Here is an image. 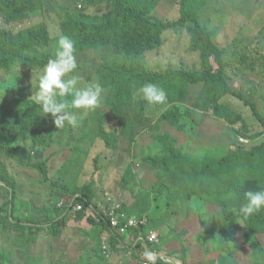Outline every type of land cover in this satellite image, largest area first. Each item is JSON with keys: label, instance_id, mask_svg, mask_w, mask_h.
<instances>
[{"label": "rangeland", "instance_id": "obj_1", "mask_svg": "<svg viewBox=\"0 0 264 264\" xmlns=\"http://www.w3.org/2000/svg\"><path fill=\"white\" fill-rule=\"evenodd\" d=\"M147 9L151 22L176 23L183 15L190 21L161 33L157 49L134 47L132 30L122 31L116 45L105 40L92 48L89 37L76 42L77 31L64 25L71 17L107 19V2L28 0L13 17L0 11L1 30L13 36L32 30L28 55L38 60L0 70V178L14 186L0 185V264H22L27 256L31 264H118L111 262L118 256L104 258L99 226L61 216L62 199L81 197L97 208L120 204L131 216H145L160 234L158 250L177 264H264V219L238 211L246 191L264 190V178H252L245 159L224 163L241 140L251 151L264 144V0H148ZM193 21L213 35L224 79L256 106L259 119L233 96L201 111L204 84L188 86L185 96L182 90L167 94L157 105H149L137 88L129 102L116 105L113 88H106L94 110H72L76 127L57 129L50 115L44 117L36 102L39 77L61 36L75 41L78 67L70 76H79L78 87L99 83L101 62L140 63L155 74L217 72L213 59L205 68L203 53L191 50ZM57 99L69 102L68 95ZM219 106L233 115H220ZM172 108L179 117L170 123L163 118ZM23 224L29 226L22 230ZM19 238L33 244L35 257L31 250L23 257L10 250Z\"/></svg>", "mask_w": 264, "mask_h": 264}, {"label": "trees", "instance_id": "obj_2", "mask_svg": "<svg viewBox=\"0 0 264 264\" xmlns=\"http://www.w3.org/2000/svg\"><path fill=\"white\" fill-rule=\"evenodd\" d=\"M99 1L110 4L111 15L107 19L97 21L85 16L80 19L71 17L66 20L64 25V28L66 29L73 28L77 31V34L74 36L76 42L83 40L85 37H89L92 40V48L100 47L105 40H108L112 45H116L122 31L132 30L133 35L131 43L134 47L140 48L143 45H148L152 49H157L161 46L159 38L161 33L184 26L190 21L188 17L183 15L176 23L169 24L160 21L151 22L148 17V0ZM27 5L28 0H0V11L7 17H13L21 6ZM193 23L195 24V27L189 29L191 50L203 53L202 62L205 68L211 67L209 60L213 59L214 64L218 68L217 72L196 74L185 71H169L166 73L155 74L140 63L118 64L115 61L101 62L97 66V72L100 75L99 84H101L103 89L110 87L113 88L110 100L116 105L122 102H129L134 89H140L146 83L162 85L165 92L171 97H175L178 90H182L185 96L188 92V86L204 84V90L199 102L201 111H206L211 106L218 104V102L226 96H233L249 106L254 116L259 119L260 116L256 106L247 101L241 93L233 91L224 79L221 61L222 53L213 43V35L203 29L195 21H193ZM31 32L32 30H28L13 36L10 32L0 29V70L11 71L13 67L19 63L26 66L38 64V60L30 58L28 55V52L35 41V39L27 40V35ZM68 100L70 102V95H68ZM72 110L73 109H71V111ZM219 110H221L220 115L231 114L230 110L227 108L219 106ZM175 112L179 113V110L177 108L170 109L165 113L163 120L172 123V120H176L179 117L172 116ZM236 118L241 120L240 116H237ZM0 132L3 133L2 123H0ZM101 138L104 140L108 138V135L102 133ZM0 142L3 143L1 138ZM5 149L16 156H19L18 151L10 150V147L7 145H5ZM229 155L230 157L224 159V163H230L233 158L235 160L245 159V162L248 164V172L250 176L256 180L259 177L264 178V144H261L252 151L241 147L238 152H230ZM1 184L10 187L11 190L14 189L13 184L3 180L2 177L0 178V185ZM74 200L75 202L73 203ZM65 203L68 207L71 206L70 210L65 209L63 212H60L64 214L66 213V216H68L72 210V205L76 206L79 204L83 205L85 208H93L97 213V216L102 218L98 212L97 206H94L92 199H85L82 197L78 199L65 198ZM123 207L128 211L126 206ZM66 216L65 218H68ZM78 217L82 219L84 215L78 214ZM143 217L145 216H142L139 219H142ZM250 217L264 219V210ZM88 222L93 226H99L102 231L106 230L109 233H112L108 224L102 220L100 223H97L92 219ZM28 226V224H23L21 225V229L23 230ZM119 241H121V239L118 237L115 236L113 238L114 247L119 244Z\"/></svg>", "mask_w": 264, "mask_h": 264}, {"label": "clouds", "instance_id": "obj_3", "mask_svg": "<svg viewBox=\"0 0 264 264\" xmlns=\"http://www.w3.org/2000/svg\"><path fill=\"white\" fill-rule=\"evenodd\" d=\"M77 67L75 41L69 36H61L57 42L55 58L48 60L39 77V91L36 93V102L42 108L44 117L50 115L57 129L64 128L66 124L77 126V116L71 109L86 113L98 107L103 100L104 89L101 84L90 83L78 87L79 76H70ZM140 92L149 105L164 104L167 101V93L155 84H144ZM66 95L71 96L70 102L57 99ZM243 196L244 203L238 210L242 217L247 218L264 210V190L246 191ZM144 256L155 264L157 253L146 250Z\"/></svg>", "mask_w": 264, "mask_h": 264}, {"label": "built area", "instance_id": "obj_4", "mask_svg": "<svg viewBox=\"0 0 264 264\" xmlns=\"http://www.w3.org/2000/svg\"><path fill=\"white\" fill-rule=\"evenodd\" d=\"M241 143L244 147L245 142L241 140ZM58 208L63 212L65 209L70 210L71 206L68 207L65 200L62 199ZM98 212L102 218L97 216L93 208H85L83 205L77 204L76 206L72 205V210L66 217H69L71 214L76 217H78V214H83L84 220L89 221L92 219L97 223H100L102 220L108 224L112 233L107 232L106 236L103 237L104 241L102 243V254L107 260H110L111 257L119 253L124 258H135L134 264H153L152 261L147 260L144 256V252L147 250L157 253L155 264H177L168 255L157 250L162 248L160 234L149 227L146 217L142 219L132 217L120 204L114 208L104 210L98 207ZM115 236L121 239L116 247L113 244Z\"/></svg>", "mask_w": 264, "mask_h": 264}, {"label": "crops", "instance_id": "obj_5", "mask_svg": "<svg viewBox=\"0 0 264 264\" xmlns=\"http://www.w3.org/2000/svg\"><path fill=\"white\" fill-rule=\"evenodd\" d=\"M96 205H97V203L96 202H94ZM98 207H100L102 210H104V209H106L105 207H103V206H101V205H99ZM127 211V210H126ZM127 212H129V211H127ZM61 214V216H63V217H65L66 216V214H64V213H60ZM76 217V216H75ZM132 217H135V216H132ZM68 218H70V217H68ZM85 221H88V220H85ZM107 232L108 231H103V235H102V238L104 237V236H106V234H107ZM19 243L18 242H12V243H10L9 244V246H10V250L13 252L14 250H16V249H19L20 250V257H23V255L25 254V251H27V252H30V246H32L33 244H29V245H27L26 244V241H24L22 238H19ZM43 241V239L41 238V239H39L38 240V243H41ZM34 247H38L37 245H34ZM55 250L56 249H54V251H53V247H50V252H51V254H52V256H53V253L55 252ZM158 250V249H157ZM159 251V250H158ZM31 252L33 253L32 254V257H35V251L34 250H31ZM161 252V251H160ZM22 254V255H21ZM165 254V253H164ZM13 255V254H12ZM16 256V253L14 254V256L13 257H15ZM115 256H118V259L117 260H114V261H111V260H108V261H111V262H117L118 264H134V260H135V258H131V259H128V258H124V257H122L119 253H117V254H115ZM114 258V257H113ZM178 260H180V259H178ZM54 261V260H53ZM24 262H26V263H28V264H31V262H33V260L32 259H30L29 258V256H27L26 257V259H25V261ZM24 262H22V264H25Z\"/></svg>", "mask_w": 264, "mask_h": 264}]
</instances>
